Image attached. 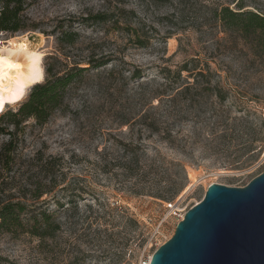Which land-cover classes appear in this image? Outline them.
<instances>
[{
    "label": "rangeland",
    "instance_id": "rangeland-1",
    "mask_svg": "<svg viewBox=\"0 0 264 264\" xmlns=\"http://www.w3.org/2000/svg\"><path fill=\"white\" fill-rule=\"evenodd\" d=\"M239 5L264 15V0H28L29 27L0 32V47L27 39L35 77L17 93L16 81L3 88L0 116L47 66L89 68L44 123L0 122V206L47 208L60 225L43 239L0 229L5 264H139L211 183L245 186L264 172V39L218 15ZM11 132L15 149L2 154ZM154 159L147 177L127 169Z\"/></svg>",
    "mask_w": 264,
    "mask_h": 264
},
{
    "label": "water",
    "instance_id": "water-1",
    "mask_svg": "<svg viewBox=\"0 0 264 264\" xmlns=\"http://www.w3.org/2000/svg\"><path fill=\"white\" fill-rule=\"evenodd\" d=\"M150 264H264V172L245 186L211 183Z\"/></svg>",
    "mask_w": 264,
    "mask_h": 264
},
{
    "label": "trees",
    "instance_id": "trees-1",
    "mask_svg": "<svg viewBox=\"0 0 264 264\" xmlns=\"http://www.w3.org/2000/svg\"><path fill=\"white\" fill-rule=\"evenodd\" d=\"M27 5L28 0H0V32H18L29 27L27 17L25 15ZM239 7L240 10L238 11L230 9L229 7H223L221 11L218 12L223 25L227 28L236 29L246 35L253 33L257 36V38L264 39V15L252 10H242L243 8L241 5H239ZM122 12L123 14L121 15H125L127 13L126 10H123ZM94 17L96 21H107L112 18L111 15L107 13H99L94 15ZM136 40L141 45L145 44L138 35ZM107 62V59L103 62L93 60L90 64L93 67H98L106 64ZM88 68L89 67L74 66L69 71L60 75L55 72L51 65L47 66L45 81L41 82L44 78L43 76L42 80L33 86L29 97L21 104L19 109L17 111H8L2 114L0 116V122L3 119L8 118L7 121L17 127L22 119L35 117L39 123H44L54 110L62 106L67 87L73 80H75V78L81 77L83 72L88 70ZM186 68L187 65H184L178 73L182 70H187ZM139 72L140 71H137L135 76H138ZM34 77L35 69L31 73H28L22 78L16 80V93L21 88L29 85L33 81ZM220 99L223 101L225 100V97H220ZM9 134L12 138L5 144L2 154H7V152H11L15 149L13 137L14 132ZM164 138H166L170 144H174L175 142L172 135L167 137L164 136ZM123 146L126 152H136L138 147V145H134L133 143H123ZM156 159L152 160L151 164H140L139 160L135 163L127 161V169L133 171L138 170V172L142 171L141 176L147 177L157 169ZM164 159L165 157L161 158L162 161H164ZM6 163H9L8 159ZM133 164L137 167L134 168ZM180 189L181 187H175L170 196H175ZM157 194L161 197L165 196L163 193ZM59 228V223L54 220L53 213L48 211L47 208H35L28 206L21 201L12 200L6 201L0 206L1 230L8 231L15 235L29 233L39 239H43L47 236H54ZM5 262H7V259L0 256V264H5Z\"/></svg>",
    "mask_w": 264,
    "mask_h": 264
},
{
    "label": "bare ground",
    "instance_id": "bare-ground-1",
    "mask_svg": "<svg viewBox=\"0 0 264 264\" xmlns=\"http://www.w3.org/2000/svg\"><path fill=\"white\" fill-rule=\"evenodd\" d=\"M36 51L37 48H33L25 38L12 39L9 45L0 47V93L3 88L26 75ZM1 105L0 98V108ZM200 181L201 179L197 182Z\"/></svg>",
    "mask_w": 264,
    "mask_h": 264
},
{
    "label": "built area",
    "instance_id": "built-area-1",
    "mask_svg": "<svg viewBox=\"0 0 264 264\" xmlns=\"http://www.w3.org/2000/svg\"><path fill=\"white\" fill-rule=\"evenodd\" d=\"M183 217L184 216H182V219H183ZM150 262H151V258L150 257H146V258L141 259L139 264H150Z\"/></svg>",
    "mask_w": 264,
    "mask_h": 264
}]
</instances>
